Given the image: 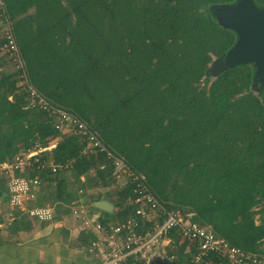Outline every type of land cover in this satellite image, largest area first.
Returning <instances> with one entry per match:
<instances>
[{"label": "trees", "instance_id": "obj_1", "mask_svg": "<svg viewBox=\"0 0 264 264\" xmlns=\"http://www.w3.org/2000/svg\"><path fill=\"white\" fill-rule=\"evenodd\" d=\"M238 1L4 0L38 93L81 118L168 209L264 256V85L258 94L248 91L254 77L249 64L202 82L212 57L224 56L237 39L212 6ZM251 1L264 10V0ZM0 68V164L55 139L29 171L42 179L37 205L65 204L68 213L89 188H108L114 180L107 155L84 151L79 134L56 128L52 116L29 105L20 71L4 56ZM47 161L61 167L52 171ZM131 187L97 190L85 201L100 213L93 221L115 224L132 215ZM4 193L1 177L6 204ZM102 197L113 198L112 212L92 205ZM13 213L8 231L32 227L21 212ZM85 233L87 249L96 236ZM168 236L177 248L166 256L185 264L184 243L174 231ZM133 257L124 262H146Z\"/></svg>", "mask_w": 264, "mask_h": 264}, {"label": "built area", "instance_id": "obj_2", "mask_svg": "<svg viewBox=\"0 0 264 264\" xmlns=\"http://www.w3.org/2000/svg\"><path fill=\"white\" fill-rule=\"evenodd\" d=\"M0 56L20 71L22 86L29 97V105L37 107L55 120L58 129L71 128L86 143L84 151L91 149L104 152L112 165L113 180L119 182L118 189L131 183L132 194L127 198L135 207L134 213L124 220L112 224H102L90 220L79 206L72 207V213L81 217L83 224L91 230L96 238L86 249L99 260L98 264H123L131 256L145 260L148 253L155 249L168 257V245L174 240L168 236L174 231L178 244L184 243V253L188 254L185 264H264V256L256 252L246 251L230 244L223 238L214 235L211 229L192 222L188 215L180 211L168 209L150 192L142 175L132 171L122 158L115 156L102 143L96 133L77 115L50 104L28 81L24 60L17 43L11 20L7 14L4 0H0ZM55 139L46 147L34 146L24 150L11 162L0 164V178H5L8 205L38 221H51L55 215L52 205L30 204L36 201L37 192L42 179L39 174H30L34 161H38L39 153L54 146ZM41 163L40 168H43ZM47 166L56 171L61 165L47 161ZM85 227V226H84ZM108 242V249L103 251L101 239ZM100 253V256L98 255ZM148 254V255H147ZM151 254V253H150Z\"/></svg>", "mask_w": 264, "mask_h": 264}, {"label": "rangeland", "instance_id": "obj_3", "mask_svg": "<svg viewBox=\"0 0 264 264\" xmlns=\"http://www.w3.org/2000/svg\"><path fill=\"white\" fill-rule=\"evenodd\" d=\"M249 1L254 6V4L252 3V1L251 0H249ZM228 6L229 5H221V4L213 5L212 6L213 13L215 14L216 18L218 19V21H219V23L221 25L230 27V28H232L237 33L238 30H237V27H236L235 24H234V26L233 25H228V24L226 25L225 23L222 24V20H223V22H225L224 21V9L225 8H228ZM242 63H246V64L251 65L252 68H253V70H254V75L256 74V78L258 77L257 72H258V69L259 68L255 66V61L253 59H250L248 61H243V62L231 61V64H230V66H228V68L233 67V66L238 65V64H242ZM226 67H227V62L225 61V56H223V57H212L211 62L208 64V68L206 70V73L203 76L202 82L203 83H206V84L207 83H210L213 79H215V77L218 75V73H220ZM9 68H7V70ZM4 69L5 68H2V70H4ZM0 70H1V68H0ZM20 85H22V81H20ZM263 85H264V79H253V82L250 85V87L248 88V91H250L252 93H255V94H258V92L260 91V89H261V87ZM51 142H49V143H51ZM54 143H56V141H54ZM34 146H40V145L38 143H36L32 147H34ZM32 147H30V148H32ZM72 178H73L72 175L67 174V179L71 183H72ZM118 186H119V182H116L115 183V181H112L111 184L109 183L108 188H105V189H103V188H100V189L90 188L91 190L88 189L87 191H85L84 195L81 194L80 197L78 199H76L77 200L76 203L73 202V203H70L68 205V209H69L68 213H65V211H64L65 207H67L65 204H58V203H54L53 204L55 206L56 213H55V215H54V217H53L52 220H53V222L54 221H60V223H61L60 225L62 226V231H61L62 236L64 234L63 237H64L65 240H67L66 242H68V244H73V245H77V246L79 244L81 246V250H83L84 252H86L89 255V257L91 258V260L92 259H93V261L95 260L93 262V264H98L99 263V261H98L99 259L97 257L93 256L90 252H87V250L85 249V247H82V244H81V241L87 240L86 237H85V234H86L85 233V230H89V228H86L87 226L85 224H83V220H82L81 217H77L76 215H74L72 213V207L73 206H79V205H81L84 208V211L86 213V216L90 220L93 221V218L91 216H94V214H93L94 212L90 209L89 205L85 201L86 200H89L91 196H95L96 193L98 192L97 190H99V191L100 190L105 191V190L108 189V191L110 193H113L115 190L118 189ZM39 191H40V188H39V190L37 192V196H38ZM80 193H82V190L79 189L78 190V194H80ZM41 194H42V192H41ZM43 194L41 196H43ZM106 199H108V198H106ZM108 200L110 202H112L113 198H109ZM30 204H36V201L34 203H30ZM15 211H18V210L13 209L8 204H5L4 202H2V199L0 200V221H2V222H0V233H1L0 234V240H3L4 241L3 244L6 245V243L11 244L9 241H13L14 238H15V240L16 239L17 240H16V242L13 243V246L15 245V246H21V247H23L24 244H25V242H26V240L32 237V234H31L32 232L31 233H26L25 232V233H22V235L18 236V234H15L14 235L13 232L8 231V225L15 220V218H14V215L15 214L13 213ZM20 215H22L23 217H25L27 220L30 221V226H33L35 224V226L38 227V225H42V224H45L47 222L49 223V222L52 221L51 220V221H46V222L43 221L42 222V221L35 220L33 218H28L25 214H22V213ZM189 216L190 215H188V217ZM67 228L70 229V233L72 232V230L74 231L73 236L70 237V235H67V233H65L63 231V230H66ZM101 242H102V246H103L102 247L103 251L105 249H108L109 248L107 241L101 239ZM19 243H24V244L23 245H19ZM176 245L175 244L168 245L166 248H164V250H167V252H168V250L169 251H175V248H177ZM261 246L264 247V243ZM2 250H4V246H3V249L0 248V251H2ZM13 253H15V252H13ZM13 253H11V256L12 257L14 256ZM150 253L151 254H156L158 256L165 257L163 255V253L160 250H158V249L157 250L153 249L148 254L150 255ZM98 255L100 256V253L99 252H98ZM19 257H20V255L14 256V258H16L17 261H20L21 260ZM125 262L123 264H126Z\"/></svg>", "mask_w": 264, "mask_h": 264}, {"label": "crops", "instance_id": "obj_4", "mask_svg": "<svg viewBox=\"0 0 264 264\" xmlns=\"http://www.w3.org/2000/svg\"><path fill=\"white\" fill-rule=\"evenodd\" d=\"M89 190L91 189L89 188ZM4 195L6 196L7 201L6 188ZM100 199L109 201L103 197ZM98 200L93 201L92 205ZM53 209L56 213L54 206ZM93 214L96 217L100 213L96 211ZM60 224V221L53 222L52 220L49 223L47 222L45 224L38 225V227H36L35 224H32L33 226L27 231L19 230L16 233L18 236L25 232H32V237L27 239L25 244L19 243V245L24 244L23 247L13 246V243L17 240H15V238L13 241H9L11 244L6 243V245L3 244L4 241L1 240L0 248L3 249L4 246V250L0 251V264H93L95 260H91L89 255L81 250V246L79 244L77 246L66 242L67 240L63 237L64 234L63 236L61 234L62 226ZM63 231L67 233V235H70V237L74 234L73 230V233H70L69 228ZM11 253H13L14 256L20 255L19 258L21 260L17 261L14 256H11Z\"/></svg>", "mask_w": 264, "mask_h": 264}, {"label": "water", "instance_id": "obj_5", "mask_svg": "<svg viewBox=\"0 0 264 264\" xmlns=\"http://www.w3.org/2000/svg\"><path fill=\"white\" fill-rule=\"evenodd\" d=\"M224 21L222 20V24L233 26L235 24L238 34L236 33L234 46L224 55L227 67L223 70L228 69L231 61L243 62L253 59L255 66L260 69L257 72L258 77L256 78L255 74L253 79H264V10L253 6L249 0H239L224 9ZM93 205L102 211H113V203L104 199L96 201ZM145 264L177 263L163 256L150 254Z\"/></svg>", "mask_w": 264, "mask_h": 264}]
</instances>
